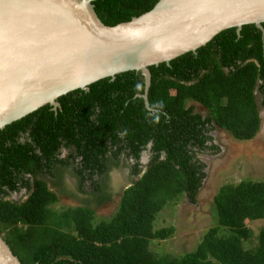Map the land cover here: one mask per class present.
I'll return each mask as SVG.
<instances>
[{"label":"trees","instance_id":"1","mask_svg":"<svg viewBox=\"0 0 264 264\" xmlns=\"http://www.w3.org/2000/svg\"><path fill=\"white\" fill-rule=\"evenodd\" d=\"M157 1L93 4L99 19L113 26L149 11ZM262 26L263 31L254 24L239 32L225 29L169 65L150 66L147 101L155 112L144 105L143 75L127 71L92 83L88 91L62 95L56 111L48 104L1 129L0 226L7 228L3 238L21 264H264V227L253 250L243 247L252 234L247 223L264 221V178L219 187L213 197L216 224L191 252L171 257L148 249L151 241L174 233L172 226L154 228L165 206L182 195L195 203L206 178V164L198 154L219 152L208 131L216 126L239 141H249L259 131L264 108ZM189 100L207 114L187 106ZM22 132L26 137L19 140ZM109 138L116 144L114 157L125 152L138 160L151 142V158L145 170L132 167V184L122 190L114 214L94 223V210L112 200V188L99 156L102 148L90 143ZM60 145L76 147L84 160L74 172L77 190L60 189L59 194L49 188L46 173L58 161ZM86 166L98 170L87 171ZM94 175L103 180L92 179ZM22 189L28 192L24 200L9 197ZM61 195L84 204L57 212L50 206Z\"/></svg>","mask_w":264,"mask_h":264},{"label":"water","instance_id":"2","mask_svg":"<svg viewBox=\"0 0 264 264\" xmlns=\"http://www.w3.org/2000/svg\"><path fill=\"white\" fill-rule=\"evenodd\" d=\"M95 0H0V130L77 89L195 52L216 34L254 24L264 0H158L129 21L105 25ZM0 264H21L0 236Z\"/></svg>","mask_w":264,"mask_h":264},{"label":"rangeland","instance_id":"3","mask_svg":"<svg viewBox=\"0 0 264 264\" xmlns=\"http://www.w3.org/2000/svg\"><path fill=\"white\" fill-rule=\"evenodd\" d=\"M197 111L204 116L207 109L198 103H193ZM261 126L256 136L249 141H239L225 130L216 132L215 144L219 152L198 154L206 164V178L199 189L195 203H191L182 195L177 203L165 206L156 216L154 228L174 227V233L164 240H153L148 249L158 255L179 257L195 249L205 233L216 224V212L213 197L223 184H236L247 179L264 178V108L261 110ZM113 174L112 200L97 207L94 223L108 220L116 211L122 190L128 187L127 174L121 178ZM126 182V183H125ZM73 186V184L71 183ZM17 200L19 194L10 196ZM83 200V199H82ZM83 202H78L60 196L59 201L52 206L53 210L61 212L73 208ZM93 205V204H92ZM251 228L250 238L243 242L244 249L253 250L257 243V234L264 227V221L248 222ZM221 232L225 233L224 230ZM7 228L0 226V236L3 238Z\"/></svg>","mask_w":264,"mask_h":264},{"label":"flooded vegetation","instance_id":"4","mask_svg":"<svg viewBox=\"0 0 264 264\" xmlns=\"http://www.w3.org/2000/svg\"><path fill=\"white\" fill-rule=\"evenodd\" d=\"M150 73H151V71H150ZM80 90H82V89H80ZM88 90H89V88L85 91H88ZM142 95H144V94H142ZM193 103H195V101L189 100V101H187L186 105L187 106L193 105L195 112H199V111H197V108ZM144 105L147 109L154 111V112L156 111L155 109L150 108L148 101L145 99H144ZM50 106L53 110L56 111L57 108L60 107V103L57 107L52 106V105H50ZM218 129L223 131V129L216 127V126L214 127L213 130L211 129L208 131V134L211 137H213V142H215V137H216L215 134L218 131ZM77 135L79 137V141L81 142V144L85 145L87 143V141L82 140V138H80V134L77 133ZM119 135H120V132H119ZM24 137H26L25 133L22 132L19 134V140L20 139L23 140ZM110 138L108 140H106L105 142H99L98 140H95V141H93V143H90L92 148H97V146H98V148L99 147L102 148V151L99 149V151H100L99 156L101 158V161L103 162V165L106 167L105 170H107V172H108V174H107L108 177H107L106 181H107L109 187L112 188L113 180H114L113 174L118 175L117 178H121L122 176L127 174L128 180L126 182L127 183L129 182L128 184L131 185L132 181H133V177H131L130 171L132 170V167L135 164H137V167L140 170L146 169V166L149 163L150 158H151L152 143L149 142L148 144H145V147L140 152V156H139L138 160H135L132 156H126L125 152H121L117 158V157L113 156L115 149H116V147H115L116 144ZM103 147H104V151H103ZM55 158H57L58 161H55L54 166L50 167V170H51L50 173H46V178H48L47 182H48L49 188L52 189L53 191H57L58 193L61 190H62V192L76 191L77 187L79 185V180L76 177V175L74 174V172L76 170L82 169L83 166H81V164H82V161L84 160L83 155L80 154V152L78 151V149H76V147L60 145V147L58 148V150L55 154ZM43 163L47 164V159L44 158ZM84 168H86L87 171H90L93 169L98 170V168H92V167H87V166ZM92 179H94V180L101 179V181L103 180L102 178H100L96 175L92 176ZM71 183L73 184V186L71 185ZM84 183L86 186H89L91 184L90 179L85 180ZM13 194H19V198L15 201H22L27 197L28 192L26 189H22L19 192H15V193L10 194L9 197L12 196ZM77 197L81 198L84 196L81 194H77ZM65 198H67V200L74 199V198H70L69 196H65Z\"/></svg>","mask_w":264,"mask_h":264},{"label":"clouds","instance_id":"5","mask_svg":"<svg viewBox=\"0 0 264 264\" xmlns=\"http://www.w3.org/2000/svg\"><path fill=\"white\" fill-rule=\"evenodd\" d=\"M205 172H206V170H205Z\"/></svg>","mask_w":264,"mask_h":264}]
</instances>
